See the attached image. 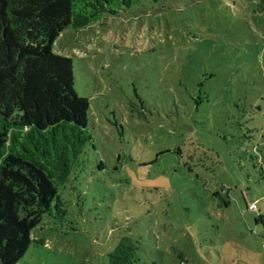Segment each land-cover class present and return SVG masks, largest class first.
Here are the masks:
<instances>
[{"label": "rangeland", "instance_id": "1", "mask_svg": "<svg viewBox=\"0 0 264 264\" xmlns=\"http://www.w3.org/2000/svg\"><path fill=\"white\" fill-rule=\"evenodd\" d=\"M132 1L56 40L92 143L19 264H264V0Z\"/></svg>", "mask_w": 264, "mask_h": 264}, {"label": "trees", "instance_id": "2", "mask_svg": "<svg viewBox=\"0 0 264 264\" xmlns=\"http://www.w3.org/2000/svg\"><path fill=\"white\" fill-rule=\"evenodd\" d=\"M132 3L0 0V264H19L32 243H44L32 231L45 214L66 215L59 190L92 143L90 102L76 92L73 59L55 51L57 38ZM139 250L121 234L107 264H146Z\"/></svg>", "mask_w": 264, "mask_h": 264}, {"label": "built area", "instance_id": "3", "mask_svg": "<svg viewBox=\"0 0 264 264\" xmlns=\"http://www.w3.org/2000/svg\"><path fill=\"white\" fill-rule=\"evenodd\" d=\"M249 209L255 210L256 209V205L255 203H250L248 206Z\"/></svg>", "mask_w": 264, "mask_h": 264}]
</instances>
